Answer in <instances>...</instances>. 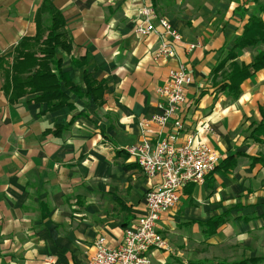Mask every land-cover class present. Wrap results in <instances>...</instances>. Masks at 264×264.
I'll return each mask as SVG.
<instances>
[{
	"label": "crops",
	"instance_id": "crops-1",
	"mask_svg": "<svg viewBox=\"0 0 264 264\" xmlns=\"http://www.w3.org/2000/svg\"><path fill=\"white\" fill-rule=\"evenodd\" d=\"M51 1L73 41L69 54L59 51L63 71L82 93L85 72L104 83L103 105L72 93L73 109L47 112L37 94L13 104L5 88L9 66L1 69L0 264H88L98 239L118 247L145 214L147 192L161 184L126 149L175 132L180 145L205 122L220 167L203 184L186 186L161 217L157 229L167 247L153 251L152 264H264V164L256 160H264V134L257 139L256 129L264 69L241 85L236 100L221 89L218 70L221 51L234 47L257 12L255 0H147L183 38L176 56L162 60L152 56L156 37H135L145 0ZM42 2L0 0V58L9 65L18 43L36 36ZM259 50L264 45L237 51L238 61L251 63ZM180 66L193 78L183 110L165 127H144L160 114V88ZM56 126L68 127L54 135Z\"/></svg>",
	"mask_w": 264,
	"mask_h": 264
},
{
	"label": "built area",
	"instance_id": "built-area-1",
	"mask_svg": "<svg viewBox=\"0 0 264 264\" xmlns=\"http://www.w3.org/2000/svg\"><path fill=\"white\" fill-rule=\"evenodd\" d=\"M134 33L139 41L152 36L158 39L160 44L152 52L154 60L174 58L177 44L183 41L181 34L167 19L159 17L147 0L138 11ZM192 82V75L184 66L173 69L160 88L163 98L158 105L160 114L145 120L143 126L156 124L165 127L176 118L187 102L186 88ZM176 129H181L180 122H176ZM210 130V124L205 122L198 127L196 135L188 137L180 145H176L175 132L157 143L147 138L126 149L145 176L148 179L159 176L161 184L158 189L147 192L146 212L125 229L123 242L116 248H110L105 238L98 239L88 264H152L153 251L167 247L166 240L157 229L161 217L179 204L186 186L203 184L220 167L221 156L205 137Z\"/></svg>",
	"mask_w": 264,
	"mask_h": 264
},
{
	"label": "trees",
	"instance_id": "trees-1",
	"mask_svg": "<svg viewBox=\"0 0 264 264\" xmlns=\"http://www.w3.org/2000/svg\"><path fill=\"white\" fill-rule=\"evenodd\" d=\"M255 2L258 7L257 12L253 13L244 25L243 33L236 38L234 47L230 51H221L224 60L218 70L223 72L226 81L221 89L227 91L235 100L241 95V85L264 69V50H259L249 64L239 62L237 54L239 50L256 49L259 45H264V19L262 18L264 0H255ZM35 21L36 36L25 37L18 43L14 53L8 56L13 59V63L9 65L6 57L0 58V71L6 65L9 66L4 70V74L5 88L7 93L11 92L10 102L14 104L29 94H37L35 102L46 105L47 112H53L63 108L73 109L74 104L70 97L72 93L81 99H93L95 103L102 106L104 83L95 81L92 75L85 72L84 81L87 91L82 93L81 88L63 71V59L59 51L69 54L73 48L72 37L66 29L63 13L51 0H43L37 10ZM229 62L231 64L225 70ZM261 113L262 121L256 128L259 132L257 139L264 134V109ZM66 128L56 126L53 133L57 135ZM256 160L264 164L262 158ZM237 264H248V262Z\"/></svg>",
	"mask_w": 264,
	"mask_h": 264
},
{
	"label": "rangeland",
	"instance_id": "rangeland-1",
	"mask_svg": "<svg viewBox=\"0 0 264 264\" xmlns=\"http://www.w3.org/2000/svg\"><path fill=\"white\" fill-rule=\"evenodd\" d=\"M150 2V1H149ZM153 6H154V3L151 1L150 2ZM143 7V6H142ZM155 7V6H154ZM155 9H156V7H155ZM157 11V10H156ZM158 14V13H157ZM160 17V16H159ZM163 18V17H162ZM165 19H167V18H165ZM168 20V19H167ZM169 21V20H168ZM170 22V21H169ZM165 240V239H164Z\"/></svg>",
	"mask_w": 264,
	"mask_h": 264
}]
</instances>
